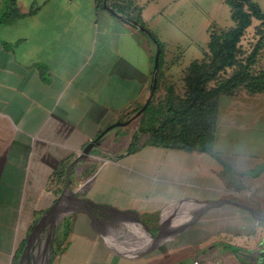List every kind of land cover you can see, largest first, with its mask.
I'll return each mask as SVG.
<instances>
[{"label": "crops", "instance_id": "obj_1", "mask_svg": "<svg viewBox=\"0 0 264 264\" xmlns=\"http://www.w3.org/2000/svg\"><path fill=\"white\" fill-rule=\"evenodd\" d=\"M134 2L162 49L166 15L178 8L197 21L209 6ZM197 47L164 60L156 96L180 87L186 54L203 55ZM154 53L97 0H0V264L31 236L30 264H41L42 238L52 244L47 264H264V94L219 98L211 153L150 144L142 115L110 130L43 218L67 166L144 104Z\"/></svg>", "mask_w": 264, "mask_h": 264}, {"label": "trees", "instance_id": "obj_2", "mask_svg": "<svg viewBox=\"0 0 264 264\" xmlns=\"http://www.w3.org/2000/svg\"><path fill=\"white\" fill-rule=\"evenodd\" d=\"M9 1L14 4V0ZM97 1L102 8L103 0ZM225 3L233 25L226 28L212 25L202 57L183 69L180 87L167 86L163 96L154 93L143 112L140 132L149 134L150 144L211 153L219 98L264 94V12L252 0H225ZM108 4L146 27L141 19V8L134 0H109ZM252 19L258 23L245 46L243 39ZM159 49L160 62V43ZM137 140L135 136L130 149L135 148ZM23 245L15 252L11 264H18Z\"/></svg>", "mask_w": 264, "mask_h": 264}, {"label": "rangeland", "instance_id": "obj_3", "mask_svg": "<svg viewBox=\"0 0 264 264\" xmlns=\"http://www.w3.org/2000/svg\"><path fill=\"white\" fill-rule=\"evenodd\" d=\"M208 1L209 6L207 7V11L204 10V12L198 13L197 16H192L194 18H197V21H191L188 14H181L178 8L172 15H166L165 18L162 19V22L166 27L165 39L168 45L164 46L165 48L162 49L159 62L160 67L164 65L165 59L170 61L172 56L180 54L181 49L186 48L192 41L193 43H196L198 47H202V51L205 50L209 38V29L212 25H217L222 28L230 27L233 25V21L230 17L229 6L225 3V0H220L219 5H217L215 1ZM188 23L191 26V29L189 30ZM257 23L258 20L252 19L251 25L247 28L245 37L243 39V44L245 46H247V44L251 40L253 27ZM156 35L157 38L160 39V36H158V34ZM167 46L169 47L167 48ZM195 50L196 49L193 50L194 58H192L190 56L191 54L188 53L189 50L187 51L188 54H186V56L184 57V61L182 62L184 66H188L191 61L202 56L201 52L199 54V52H195ZM166 51L169 54H167ZM134 123L135 122H133L132 124ZM37 246L38 248L36 249L38 250L41 264H47L48 260L51 257V240L42 238L38 240Z\"/></svg>", "mask_w": 264, "mask_h": 264}, {"label": "water", "instance_id": "obj_4", "mask_svg": "<svg viewBox=\"0 0 264 264\" xmlns=\"http://www.w3.org/2000/svg\"><path fill=\"white\" fill-rule=\"evenodd\" d=\"M109 0H103L102 1V6L103 8H105L106 10H108L112 15L120 18L121 20L129 23L131 26H133L134 28H136L137 30H139L140 32H142L143 34H145L154 44L155 46V53H154V60H153V71H152V79H151V84L149 87V91H148V95L146 98V101L144 102V104L134 113L130 114V116L128 117L127 120H125L124 122L121 120H117L116 122L108 125L106 128H104L103 131H101L93 140H91L82 150V153L79 154L66 168L65 171V186H64V190L62 193V196L53 204V206L51 208H49L43 215V218L50 214L54 209L57 208V206L59 205L63 194H65L66 190L69 189V181H70V174L72 169L80 162L87 160V159H91L92 160V156L93 154H91L93 148H95V146H97L99 140L110 130L119 127V126H125L127 123H129L132 119H135L137 117H139L140 115L143 114V112L145 111V109L147 108L149 102L151 101L155 88H156V83H157V75H158V70H159V53H160V49H159V42L156 39V37L154 36V34L146 27L136 23L135 21H133L131 18L126 17L120 13H118L117 11H115L114 9H112L109 4H108ZM38 222L35 224L34 227L37 226ZM32 237V236H31ZM28 238L26 245L23 249V252L20 256L19 259V263L18 264H30V251H31V245L33 243V239L32 238Z\"/></svg>", "mask_w": 264, "mask_h": 264}, {"label": "built area", "instance_id": "obj_5", "mask_svg": "<svg viewBox=\"0 0 264 264\" xmlns=\"http://www.w3.org/2000/svg\"><path fill=\"white\" fill-rule=\"evenodd\" d=\"M193 264H203L198 259L193 261Z\"/></svg>", "mask_w": 264, "mask_h": 264}, {"label": "bare ground", "instance_id": "obj_6", "mask_svg": "<svg viewBox=\"0 0 264 264\" xmlns=\"http://www.w3.org/2000/svg\"><path fill=\"white\" fill-rule=\"evenodd\" d=\"M60 211V210H59ZM57 212V211H56ZM55 214V213H54ZM58 214V213H57ZM61 216V215H60ZM58 217V216H57ZM52 218V217H51Z\"/></svg>", "mask_w": 264, "mask_h": 264}]
</instances>
